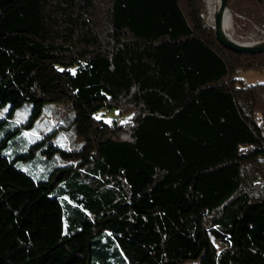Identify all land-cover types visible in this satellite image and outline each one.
<instances>
[{
  "label": "trees",
  "instance_id": "trees-1",
  "mask_svg": "<svg viewBox=\"0 0 264 264\" xmlns=\"http://www.w3.org/2000/svg\"><path fill=\"white\" fill-rule=\"evenodd\" d=\"M229 5L238 34L264 32V0ZM258 69L204 0H0V111L33 105L0 141V264H264V81L241 77ZM60 100L77 146L4 153Z\"/></svg>",
  "mask_w": 264,
  "mask_h": 264
},
{
  "label": "rangeland",
  "instance_id": "rangeland-1",
  "mask_svg": "<svg viewBox=\"0 0 264 264\" xmlns=\"http://www.w3.org/2000/svg\"><path fill=\"white\" fill-rule=\"evenodd\" d=\"M232 31L234 36L240 41L248 42L264 40V32L259 30H254L247 34H238L233 25ZM241 77L246 82H263L264 69L244 71L241 73ZM10 108V105H8L2 108L0 111V141L9 130L17 125L27 122L33 112V105L29 103L17 107L13 111H10ZM98 116L104 117V119L107 121L119 119V117L124 116V119H119L118 123L120 124L124 123L129 118V114L121 115L118 109L101 111ZM72 117L73 106L67 100H60L44 104L40 115L34 120V123L31 127H23L22 130L11 135V137L7 139V143L3 148L4 153L9 156L23 154L28 150L31 143L45 136H47L48 139H51L54 143L63 145L65 147H69L70 145L77 146V139L75 137ZM41 156H46V153ZM58 160L59 164L68 163L69 161L60 159ZM17 163L19 167L27 171L36 179H46L51 177L49 174L55 166L54 160L51 158H48L47 162H44L40 158H20L18 159ZM214 241L217 243L219 248L223 247V244L220 241H217L215 238ZM184 264H199V261L189 260Z\"/></svg>",
  "mask_w": 264,
  "mask_h": 264
},
{
  "label": "water",
  "instance_id": "water-1",
  "mask_svg": "<svg viewBox=\"0 0 264 264\" xmlns=\"http://www.w3.org/2000/svg\"><path fill=\"white\" fill-rule=\"evenodd\" d=\"M233 14L229 0H220L219 7L214 15V23L211 25L215 31L217 40L225 47L239 53H264V40L241 42L232 38L224 29V18L227 12ZM208 22V21H207Z\"/></svg>",
  "mask_w": 264,
  "mask_h": 264
},
{
  "label": "bare ground",
  "instance_id": "bare-ground-1",
  "mask_svg": "<svg viewBox=\"0 0 264 264\" xmlns=\"http://www.w3.org/2000/svg\"><path fill=\"white\" fill-rule=\"evenodd\" d=\"M205 4H206L205 5L206 10H207V14H206L207 15V21L209 24L213 25L214 15H215V12L217 11L218 7H219L220 0H205ZM233 25H234V23H233L232 14L228 11L225 15V18H224V29L232 38L240 41L233 34V31H232ZM241 42H243V41H241Z\"/></svg>",
  "mask_w": 264,
  "mask_h": 264
},
{
  "label": "built area",
  "instance_id": "built-area-1",
  "mask_svg": "<svg viewBox=\"0 0 264 264\" xmlns=\"http://www.w3.org/2000/svg\"><path fill=\"white\" fill-rule=\"evenodd\" d=\"M119 119H120V120L124 119V116H121Z\"/></svg>",
  "mask_w": 264,
  "mask_h": 264
},
{
  "label": "snow or ice",
  "instance_id": "snow-or-ice-1",
  "mask_svg": "<svg viewBox=\"0 0 264 264\" xmlns=\"http://www.w3.org/2000/svg\"><path fill=\"white\" fill-rule=\"evenodd\" d=\"M97 119H99V117H97Z\"/></svg>",
  "mask_w": 264,
  "mask_h": 264
}]
</instances>
